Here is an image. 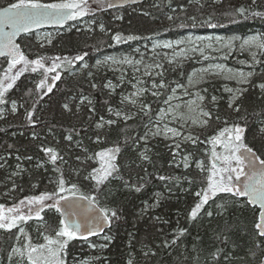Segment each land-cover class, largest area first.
<instances>
[{
	"label": "trees",
	"instance_id": "obj_1",
	"mask_svg": "<svg viewBox=\"0 0 264 264\" xmlns=\"http://www.w3.org/2000/svg\"><path fill=\"white\" fill-rule=\"evenodd\" d=\"M124 1L100 0V3H95L88 0L90 14L76 20L70 19V23H75L72 29L57 35L47 48L34 55H28L22 49L29 59L68 57L72 65L62 63L56 72L48 73L42 89L37 88L44 79L42 72L25 71L5 94L6 103L0 105V112H3L0 114L3 117L0 118V206L7 208L26 197L55 189L53 181L59 173L53 170L49 157L41 150L53 148L63 157L62 161H57V166L68 181L66 186L76 184L79 189L77 195H97V206L115 211L119 217L109 220V228L100 234L109 236L110 243L106 241L101 247L87 250L81 245L84 240L70 241L64 252L66 264H71L76 256L93 264H128L129 261L131 264H264V237H259L255 228L259 210L248 204L245 197L238 199L227 193H219L209 199L195 220H190L188 215L199 200L195 193L206 187L205 177L208 174L200 171L197 163L201 162L210 169L213 162H219L212 158L213 144L209 141L221 131L234 125L243 127V142L264 159V135L257 130L264 124V97L260 90L248 86V91L236 101L240 105L237 112L228 107L219 86L208 84L206 101L210 105L207 110L212 117L207 125L196 132L197 143L182 144V151L179 150V155L173 161L170 149H166L161 140L148 136L145 144L140 138L155 120L165 97L176 85L185 81L195 60L167 69L163 79L168 87L160 89L159 97L144 93L140 97L139 108L134 112V119L126 123L110 115L108 108L120 109V95L128 91V85L137 82L127 76L125 82L118 85L119 81L111 72H103L98 67L92 69L97 59L116 53L136 55L138 51L135 48L148 45L155 39H174L187 33L241 37L255 32L264 34V17L234 14L235 8L247 6L251 0H244L224 10L205 9L207 0H202L200 5L193 0H143L137 4H124ZM17 2L0 0V7ZM40 2L60 3L62 0ZM253 10L264 14V0H258V6L253 5ZM63 28L64 25L42 29ZM24 35L19 39L21 46H24L21 39ZM115 35L125 38L134 36L137 39L116 41L113 39ZM84 53L87 55L83 61L72 59ZM52 62L48 60L46 64L51 66ZM225 62L234 68L255 72L252 84L264 82V53L257 54L255 63L244 54ZM85 64L87 67H82ZM7 66V59H0V78H3ZM20 67L22 65H17V69ZM80 69L82 74H77ZM57 73L61 78L52 80ZM109 81L113 88L104 87L105 82ZM92 84L97 87L93 88ZM140 85L138 87L147 89L145 81ZM48 86L52 87V91L45 95ZM213 96L217 98L215 103L211 100ZM141 102L149 105L145 110L147 116L140 111ZM13 103L15 113L12 111ZM30 111L33 112L34 124L27 119ZM101 117L117 120V123L111 127L105 124L103 128H97ZM249 133L253 136L247 140ZM98 135L100 140L97 142ZM68 136L72 139H66ZM114 147L120 148L116 159L120 175L129 184L143 183L141 191L136 192L126 188L121 181L113 180L103 192L97 194L90 187V182L84 179L92 167H99L97 161L88 157ZM145 147L150 149L147 153L150 162L138 158V151H143ZM215 151L219 153L222 149L217 146ZM185 155L189 156L188 168L184 167L182 159ZM38 164L42 166L37 167ZM159 176L188 177L192 183L189 184L186 179L162 181ZM64 195L72 196L71 193ZM157 201L158 206L142 212L146 204L154 205ZM217 205H223V208ZM208 212H212V215L209 216ZM41 216L46 227L40 231L32 230V223L40 222L36 219L20 224L26 234L23 244L45 243L41 232L55 236V230L60 227L57 212L46 208ZM179 229H186V232L180 235ZM17 230L19 228L0 230V264H7L3 248ZM97 236L88 238L93 242ZM173 239L176 240L175 244L171 243ZM165 242H168V247H165ZM257 242L260 247L256 246ZM23 264H27L26 259Z\"/></svg>",
	"mask_w": 264,
	"mask_h": 264
},
{
	"label": "snow or ice",
	"instance_id": "obj_2",
	"mask_svg": "<svg viewBox=\"0 0 264 264\" xmlns=\"http://www.w3.org/2000/svg\"><path fill=\"white\" fill-rule=\"evenodd\" d=\"M93 2L100 3V0H93ZM212 2L218 3L221 2V0H212ZM253 5L258 6V0H251V4L247 6L241 5L235 8L234 14H238L240 16L252 15L264 17V14L253 10ZM90 12L91 9L89 7L88 0H62L60 3H41L40 0H18L17 3H12L8 8L0 9V56L6 57L8 65L5 69L3 78H0V105L6 103L5 94L13 88L15 82L24 74L25 71H31L32 73L42 72L44 79H42L37 85L38 89H42L45 86L48 73L56 72L57 69L61 68L62 63L68 64L69 66L72 65V60L68 57L41 56L37 59H29L21 51V46L17 43H13L14 38L20 33L28 34L34 27H39L44 23L63 24L65 20H76L90 14ZM168 19L171 20L172 17H168ZM212 26L215 27L216 25ZM101 28L103 29V26H101ZM5 29H11V31L6 32ZM113 39L116 41H122L137 39V37L127 36L125 38L120 35H115ZM49 42L51 41L49 40ZM176 43L189 45L194 44L191 39L187 42L177 41ZM41 47H43V44H41ZM206 47L210 48L211 45H206ZM224 47L229 49L226 56L230 55L232 47L231 42L225 43ZM252 47L258 48L261 53H264V37L250 36L247 39H244L240 44V49L242 51H246ZM153 48L172 49L173 44L171 42H164L162 44L157 43L153 45ZM197 51L205 60L209 59V57L204 54V48H197L194 46L191 48H182L179 53L174 52L173 58L168 59V63L172 64L174 60L180 56L188 58L189 52ZM86 55L87 53H84L83 55H77L72 59L75 61H83ZM141 56H143L142 53ZM251 56L253 62L255 63L257 61V53L252 52ZM48 60L53 61L51 66L46 64V61ZM56 61H60V63H57ZM108 61H111L113 64H128L133 66L142 63L140 60L133 61L128 57L119 60L114 57H106L103 62L97 61V64L107 63ZM17 65H22V67L17 69ZM82 66L87 67L86 64ZM144 68V74L153 79L151 95L153 97H159L161 93L157 89H166L168 85L163 79V71L154 73L149 71V69H163L164 65L157 61L154 64H144ZM14 69L16 71L14 74H11ZM214 69L215 71H213ZM139 70V68L134 67V71ZM205 73L208 75H220L223 73L225 74V78L235 79L237 84L241 85V87L225 89L231 94L228 99V107L233 108L234 111H240V105L237 104L236 101H238L243 94L248 91V87H244L245 85H251V87L259 89L262 97H264V82L252 84V79L255 75L253 71H249L247 73H234L231 70L225 69L223 64H216L212 65L208 69H205ZM156 76L161 77L159 82H156ZM60 78L59 73H57L52 77V80H59ZM133 78L136 79L137 84L143 83V81L139 78L135 76ZM204 81L205 77L203 75L199 76V79L195 81H193L192 77H189V85L192 87H196ZM92 87L96 88L97 85L92 84ZM104 87L113 88L114 86L111 83H108L104 85ZM133 87L136 88V85L134 84ZM176 90V88L172 89L173 94ZM51 91L52 87L48 86L47 92L44 94L46 95ZM148 91L150 90L137 88V90L132 92L130 95L124 96L121 103L127 101L135 107L140 100V97ZM202 91L206 92L207 89H203ZM185 94L194 96V99L187 102V108L189 113L197 114L196 118H193L191 115L186 116L184 113L179 112L178 110L180 105H174L170 106L167 110L163 108L160 109L157 114V124H159V122L166 116H170L172 118L170 122L183 121V123L179 124L180 129H183L184 125L187 124L189 120L193 125H207L208 120L212 117V114L210 111H205L204 108L201 107L205 97L201 95L199 91L195 93H188L187 87H185ZM172 99L173 97L169 96L164 103L170 104ZM211 100L215 103L217 98L213 96ZM88 103L91 104V101H88ZM65 107L67 108V105H65ZM148 108L149 105L141 102L140 111L144 112V115L146 116L148 115V112L145 110ZM12 111L13 113L16 111L14 103ZM90 111H92V109H90ZM108 112L110 115L114 113L117 118L122 119L125 123L130 119H134L136 115L135 113H124L122 110H114L112 107L108 108ZM32 117L33 112H28L27 119L29 120V123L34 124ZM200 117H206L207 119H200ZM0 118H3L2 115H0ZM116 123L117 120H105L101 117L100 121L97 122L96 127L103 128L105 124L111 127ZM161 131L163 132L165 139L174 140V144L170 145V148L174 147L175 149L182 151L181 142H175V138L182 136L181 131L175 127H168L167 124H165L162 130L157 128V130L152 132L151 135L158 136L161 134ZM244 131L245 129L243 127L234 125L232 128H227L221 131L218 136L213 137L209 141L213 144L212 158L214 161H219V164L213 162L211 168L207 169L204 165L197 163V167L200 168L202 172H208V175L205 177L206 187H202L200 191L195 193V195L199 197V200L195 203L188 215L190 220H195L198 217L200 210L208 203L209 199L215 197L219 193H227L231 196L237 197L238 199L240 197H246L248 204L257 205L260 209V221L255 224V228L257 229V235L259 237H264V159L258 156L252 148L248 147L243 142ZM261 131L264 132V129H261ZM169 134L171 135L169 136ZM148 135L149 134L146 132L145 135L140 138L144 140L145 144H147ZM66 139L71 140L72 137L68 136ZM99 140L100 136L98 135L97 142ZM197 140L198 138L188 134L183 136L182 142H191L195 144L197 143ZM217 146L222 149L219 153L215 151V147ZM41 150L49 157L50 162L54 166L53 170L59 173L58 178L53 181L56 185L55 189L51 192L46 191L41 193L38 196L26 197L24 200L20 201L19 205L8 208L7 210H5L3 206H0V229L11 231L14 228H19V232L21 234H25L24 228L20 227L21 223L26 224L29 220L36 219L41 222L39 227H46V223L43 221L41 213L44 212L46 208L54 209L57 213H61L63 208L62 216L66 218H61L59 220L60 227L55 230L54 237L41 232L40 234L45 243L36 245H31L30 243L24 244L22 250L19 248H13L12 251L16 255L26 259L27 264H66L64 252L70 241L76 239L87 240L88 236L96 235L98 230L102 231L103 226L108 223L109 220L118 219L119 217L115 211H111L107 208L97 209V195H77L79 189L76 184H71L70 187H67L66 185L68 184V181L64 179L63 172L57 166V161H62L63 157L60 156L53 148H42ZM149 151L150 149L147 147H145L143 151H138L137 155L139 160L150 162V157L147 155ZM119 152V147L107 148L94 153L93 156L88 157L89 160L97 161L99 167H92L91 171L84 177V179L90 182V187L97 194L103 192L105 186L110 184L113 180L121 181L126 188L134 189L136 192L141 191L144 187L143 183L129 184V181L120 175V168L116 163L117 154ZM177 155H179L178 151L172 152L173 161H175ZM28 159H31V157ZM77 159H79V157H77ZM182 159L184 167L188 168L189 156L185 155ZM40 166L42 165H37V167ZM0 167H2V165H0ZM245 168L247 171H245ZM21 171H23V169H21ZM12 175H18V173H13ZM242 176L244 177L243 180L241 179ZM158 178L162 181L186 179L189 184L192 183V180L188 177L178 178L159 176ZM65 193H71L72 196L78 200L87 201L88 208L83 210L89 221L87 225H82L72 219V217L77 213L70 209L75 208L76 205L70 201L68 195H64ZM48 201H51V203H46ZM61 201L64 202L63 205L61 204ZM23 205L27 206V213L21 210V206ZM155 206H158V201L154 205L146 204V207L142 210V212H147L149 208ZM217 207L223 208V205H217ZM93 210H95L98 214L89 215V213H92ZM207 214L211 216L212 212H208ZM82 227L83 231H81ZM178 231L180 235H183L184 232H186V229H179ZM85 232L87 235L84 234ZM17 239H19V237H17ZM104 239L109 241V243L111 242V238L109 236H105ZM171 243L175 244L176 240L173 239ZM256 246L260 247L261 245L257 242ZM90 247L94 248L95 245H90ZM165 247H168V242H165ZM9 259H12L11 254L9 255ZM128 264H131V261H129Z\"/></svg>",
	"mask_w": 264,
	"mask_h": 264
},
{
	"label": "rangeland",
	"instance_id": "obj_3",
	"mask_svg": "<svg viewBox=\"0 0 264 264\" xmlns=\"http://www.w3.org/2000/svg\"><path fill=\"white\" fill-rule=\"evenodd\" d=\"M3 1V0H2ZM49 1H53V0H45V2H49ZM202 0H193V2L197 5L201 4ZM244 0H221V2L218 3H213L212 0H207V3L205 5V9L209 10V9H218V10H224L225 8H228L230 6H233L235 4H238L240 2H243ZM10 2V1H9ZM75 23L72 22L70 23V21L66 22L64 24V28L63 29H42V30H35L32 33L26 34L24 35L21 39L24 42V46H21L22 49H24L25 53L28 55H34L37 54L38 52L44 50L45 48H47L51 42L55 39V37H57V35L63 34L68 32L69 30L72 29L73 25ZM250 36H259V37H264V34L261 33H252L248 36H237V35H229V36H225V35H220V34H192V33H187L184 34L182 36H179L177 38L174 39H168V38H164V39H155L152 40L150 44L146 45L143 44L142 47H138L135 48L136 51H138V54L134 55L132 53H116V54H111V55H107L105 57H102L100 59H97L96 62L93 64V68H100L103 72H111L110 74L114 76L115 79H117V81H119L118 85H122V83L125 82V77L127 78V76H129V78L131 80H135L133 77H137L141 80H143V82L145 81L147 83V89H149L150 91H148L151 94V90H152V83H153V79L151 77H149L148 75H145V68H144V64H154L155 62H160L164 65L163 69L160 68H152L149 69V71H152L154 73L156 72H161L163 71V73L167 70V69H173L176 68L177 66L184 64V63H189L191 60H195L194 61V66L191 69L190 73L188 74V76L185 78V81L182 84L176 85L174 88H176V92L173 94L172 90L170 91V93L165 97V99L163 100V105L161 108L167 110L170 108V106H174V105H180L179 108V112L184 113L186 116L191 115L193 118H196V113H189L188 112V108H187V102L194 99V96L189 95V94H185V87H187V92L188 93H195L197 91L200 92L201 95H203L205 97V100L203 101V103L201 104V107L204 108L205 111L207 110V106L210 105V103L208 101H206V93L208 92V88L207 85H211L213 83H215L217 86H219L220 92L224 95V98L228 104V99L230 97V93L227 92L225 89L226 88H236V87H241V85H238L235 79H227L225 78V74H220V75H208L207 73H205V69L210 68L212 65H216V64H223L225 69L231 70L234 73H240V72H244L247 73L249 72V70H245V69H238V68H234L230 65H228L225 60L231 58V57H236V56H240L242 54L246 55L249 59H252L251 53L255 52V53H259L261 52L260 49L252 47L247 49L246 51H242L240 49V44L242 43V41L244 39H247ZM200 38V39H198ZM234 38H239V39H234ZM189 39H191L194 44L189 45V44H177V41H185L187 42ZM49 40L51 42H49ZM164 42H171L173 44V48L172 49H168V48H153L154 44L157 43H164ZM227 42H231V54L227 55L226 54L229 52L228 48L224 47V44ZM20 44V42H19ZM41 44H43V47H41ZM211 45V47H206V45ZM197 47V48H204V54L207 55H214V56H219L218 59H216L214 56L209 57V59L205 60L202 56H200L199 52H189L188 53V58H184L183 56L177 57L174 62L172 64L168 63V59L173 58V54L175 53H179L180 50L182 48H191V47ZM141 53L143 54V56H141ZM226 56V58H225ZM106 57H114L116 59H123L125 57H128L130 59H132L133 61H142L141 64L139 65H128V64H113L111 61H108L107 63H100L97 64V61H101L103 62L105 60ZM222 59V60H220ZM83 67V66H82ZM134 67L139 68V71H134ZM215 71V69L213 70ZM255 73V72H254ZM77 74H82V69H80ZM90 75V74H89ZM203 75L205 77V81L203 83L198 84L196 87H192L189 85V77L193 78V81L199 79V76ZM255 76V75H254ZM262 76H264V73H262ZM156 82L160 81V77L156 76L155 77ZM111 83V81L109 82H105L104 85ZM135 83H132L130 85H128V91L123 94L120 95V99L119 101V106L120 109L118 108H113L114 110H122L124 113H128V114H132L134 113L140 105V102L138 101L137 105L134 107L133 105H131L129 102L124 101L123 103H121L122 98L124 96H128L130 95L132 92L136 91L139 84H135L136 88L133 87ZM142 86V84L140 85ZM251 85H245L244 87H248ZM203 89H207L206 92L202 91ZM160 92V89H157ZM169 96H172L173 99L170 101V104H165L164 101L166 99H168ZM208 102V103H207ZM199 103V101H198ZM13 107V105H12ZM160 111V110H159ZM3 112L1 111L0 114H2ZM159 113V112H158ZM157 113V114H158ZM115 119H117V117L113 114H111ZM158 119V116L155 117V120L148 126L147 128V133L149 134L148 136L151 137H156L157 139L161 140V142L164 143L166 149H170V154L172 156V152L173 151H178L177 149L170 148V145L174 144V140L173 139H165L164 138V134L161 131V134L158 136H152L151 133L155 132L157 130V128H160L161 130L164 128L165 124H167L168 127H175L177 128L179 131H181L182 136L181 137H177L175 138V142H181V145L184 143H191V142H182L183 136H186L188 134H191L193 137L197 138L196 132L200 131L204 126H199V124L193 125L191 124V121L189 120V122L187 124L184 125L183 129H180L179 124L183 123V121H179V122H170L171 121V117L170 116H166L163 120H161L159 122V124L156 123ZM200 119H207L206 117H200ZM261 129H264V124L260 125L258 127V131L260 133H262L264 135V132L261 131ZM171 134H169L170 136ZM253 134L249 133L248 135V139L250 140V138H252ZM246 140V143H247ZM177 157V156H176ZM199 164H202L201 162ZM219 164V162L217 163ZM204 165V164H202ZM205 166V165H204ZM206 168V166H205ZM200 169V168H199ZM201 171V169H200ZM245 171H247V169L245 168ZM204 173L208 174L207 171H204ZM241 179L243 180L244 177L242 176ZM46 203H51V201H48ZM20 203H16L13 206H9L7 208H4L5 210H7L8 208L14 207L19 205ZM21 210L25 213H27L28 208L26 205L21 206ZM57 215L59 216V214L57 213ZM40 222H34L32 223V230L33 232H37L40 231V229L42 227H39ZM1 230V229H0ZM107 236L106 234L103 235H99L96 237L95 241L92 242V240H89V238L87 240H84L83 243H81V245L84 246L85 249L87 250H91L94 248H98L101 247L102 244H104V242H106L107 240L104 239V237ZM17 237H19V239H17ZM23 237L24 234H21L19 232V230H17V232L15 233V235L7 241V243L5 244L4 248H3V254L6 257V263L7 264H23L25 259L23 257H20L18 255H16L12 249L13 248H19V249H23ZM90 245H95V247H90ZM11 254L12 259H9V255ZM77 258H75L74 260H71V264H93L92 262H88L87 260H80L78 256H76Z\"/></svg>",
	"mask_w": 264,
	"mask_h": 264
},
{
	"label": "water",
	"instance_id": "obj_4",
	"mask_svg": "<svg viewBox=\"0 0 264 264\" xmlns=\"http://www.w3.org/2000/svg\"><path fill=\"white\" fill-rule=\"evenodd\" d=\"M142 1H143V0H125V1H124V4H137V3H140V2H142ZM8 7H9V6H3V7H0V9H4V8H8ZM65 22H67V20H65V21L63 22V24H64ZM61 25H62V24H56V23H44V24L40 25L39 27H34L33 30L40 29V28H45V27H59V26H61ZM33 30H32V31H33ZM5 31L8 32V31H11V29H5ZM22 35H24V33H20V34H18V35L14 38L13 43H17V44H19V39H20V37H21ZM19 45H20V44H19ZM20 46H21V45H20ZM21 51L23 52L22 47H21ZM0 59H6V57L0 56ZM69 198H70V201H72V202L76 205L75 208L70 209V210H72L73 212L77 213L76 215H74V216L72 217V219L75 220L77 223H81L82 225H87V224L89 223V221H88V219H87V216H86V215L84 214V212H83L84 209L88 208L87 201H84V200H78V199H76V198L73 197V196H70ZM245 198H246V197H245ZM246 200H247V198H246ZM61 204L63 205L64 202L61 201ZM253 206H255V207L259 210V212H260V209L258 208L257 205H253ZM96 207H97V209H99V207H98L97 205H96ZM62 212H63V208H62ZM62 212H61V213H58L60 219H61V218H66V217H63V216H62ZM95 214H98V213H96L95 210H93L92 213H89V215H95ZM109 226H110V221H109L108 223H106V224L103 226V230H102V231H101V230H98V231H97V234L94 235V236L100 235L102 232H104L106 229H108ZM81 231H83V227H82ZM84 234L87 235L86 232H85ZM254 264H263V262H260V263H254Z\"/></svg>",
	"mask_w": 264,
	"mask_h": 264
},
{
	"label": "flooded vegetation",
	"instance_id": "obj_5",
	"mask_svg": "<svg viewBox=\"0 0 264 264\" xmlns=\"http://www.w3.org/2000/svg\"><path fill=\"white\" fill-rule=\"evenodd\" d=\"M260 221V217L258 216V222Z\"/></svg>",
	"mask_w": 264,
	"mask_h": 264
}]
</instances>
